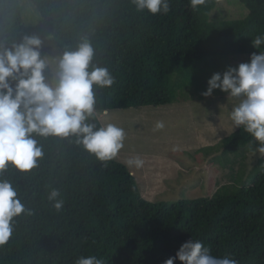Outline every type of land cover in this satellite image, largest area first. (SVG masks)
Wrapping results in <instances>:
<instances>
[{"label": "trees", "instance_id": "obj_1", "mask_svg": "<svg viewBox=\"0 0 264 264\" xmlns=\"http://www.w3.org/2000/svg\"><path fill=\"white\" fill-rule=\"evenodd\" d=\"M27 1L34 12L24 10L20 0H0V40L19 42L39 32L50 35L61 54L89 40L93 64L115 76L111 88L96 90L95 113L206 100L205 77L215 65L209 57L250 58L264 51V45L255 49L251 43L264 35V0H238L247 9L240 19L212 14L217 0L196 10L189 0H170V12L156 15L138 12L131 0ZM46 50L42 46L41 54ZM89 122L102 127L96 115ZM36 139L44 152L37 167L21 172L9 164L0 173L26 208L0 245V264H75L81 255L104 264H164L190 238L213 256L264 264V156L241 185L231 176L232 183L210 196L151 202L117 160H97L75 137ZM216 145L214 161L222 163L230 155L244 161L260 148L243 127ZM53 188L64 201L60 211L48 200Z\"/></svg>", "mask_w": 264, "mask_h": 264}, {"label": "clouds", "instance_id": "obj_2", "mask_svg": "<svg viewBox=\"0 0 264 264\" xmlns=\"http://www.w3.org/2000/svg\"><path fill=\"white\" fill-rule=\"evenodd\" d=\"M138 12L153 15L168 14L170 0H131ZM196 10L207 0H189ZM255 49L264 45V35L251 41ZM42 41L38 36L25 35L19 42L0 40V173L9 164L21 172L38 166L43 147L36 137H75L76 142L101 162L116 160L124 147L126 133L114 124L98 127L90 123L96 112V90L111 88L115 76L107 68L93 64L95 50L83 39L75 49L66 50L58 58L55 72L49 79L47 59L41 54ZM202 93L212 96L214 90L240 103L231 112L233 130L243 127L264 151V51L253 52L249 62L228 66L213 73ZM103 113H106L104 111ZM163 122L157 127L162 128ZM129 168H142L144 161L129 158ZM53 208L60 211L64 201L58 189L48 194ZM26 212L17 190L8 180H0V245L13 232V222ZM239 264L236 259L211 255L210 249L192 238L183 242L164 264ZM75 264H104L94 255H81Z\"/></svg>", "mask_w": 264, "mask_h": 264}, {"label": "rangeland", "instance_id": "obj_3", "mask_svg": "<svg viewBox=\"0 0 264 264\" xmlns=\"http://www.w3.org/2000/svg\"><path fill=\"white\" fill-rule=\"evenodd\" d=\"M20 1L24 10L34 12L29 1ZM216 5L212 14L224 12L229 19H240L247 14V9L238 0H217ZM40 34L31 32V36L41 39V47H47L42 56L48 61L46 75L50 79L62 54L50 35ZM243 56L209 58L215 61L214 73H223L228 66L236 67L242 62H249L250 58ZM208 66L211 67V64ZM210 77H205L206 83ZM214 91L217 95L208 96L206 100L171 103L161 107L164 108L162 110L141 107L95 113L101 126L114 124L124 129V147L116 160L133 175L144 199L172 203L180 199L210 196L220 185L232 183L231 176L240 178L241 185L255 160L264 156V151L258 148L249 153L244 161L233 155L223 160H232L230 165L222 163V160L214 161L219 158L215 155L218 153L216 144L237 129L233 130L231 112L240 103L239 98L228 97L219 89ZM158 122H163L164 126L158 128ZM210 146L211 150L207 148ZM204 148L203 152L200 151ZM135 157L141 158L144 165L139 169H129L125 161Z\"/></svg>", "mask_w": 264, "mask_h": 264}]
</instances>
